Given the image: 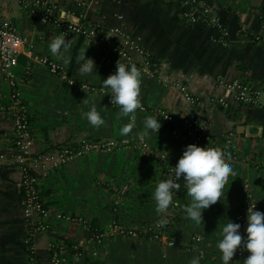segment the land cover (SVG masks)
<instances>
[{"label": "crops", "instance_id": "1", "mask_svg": "<svg viewBox=\"0 0 264 264\" xmlns=\"http://www.w3.org/2000/svg\"><path fill=\"white\" fill-rule=\"evenodd\" d=\"M24 1L0 0V19H11L20 32L27 34L38 55L53 56L49 45L54 37L63 35L71 41V48L65 54L71 56V62L64 65L68 72L80 81L101 86L102 90L68 87L45 66L32 61L25 80L18 85L21 100L30 115L28 149L31 167L41 178L53 179L54 192L47 195L53 200L49 205L63 212L78 213L85 219L84 223H76L52 217L48 229L27 240L20 162L15 158L13 143L10 90L0 74V264H32V261L51 264L49 245L51 241L59 240L67 246L63 264H189L192 258L201 254L200 264H223L222 253L216 247L222 238L219 233L227 223H235L245 185L250 188L259 211L264 212V112L258 106L236 102L223 107L211 97L224 92L216 83L218 77L241 79L256 85L264 83V0H196L197 5H209L220 18L227 31L225 44L213 40L220 32L216 27L182 18L177 0H44L55 5L60 14L66 11V19L96 23L106 35L113 34L112 29L117 28V35L127 39L126 48L133 59L132 63L120 60L122 64L130 68L131 64L151 62L168 71L167 84L161 85L160 80L151 77L141 81L140 100L145 109L136 110L135 132L144 130L146 117L157 119L154 110L162 105L174 111L180 123L183 116L191 115L199 121L204 120L205 124V136L189 142L174 137L168 128V142L165 143L170 158L179 160L189 144L230 154L231 160L226 162L230 163L235 175H230L221 200L203 210V220L198 225L185 217L183 206L190 204L191 198L183 187L184 182L181 183L178 194L179 197L182 193L181 206L176 210L180 219L174 223L179 240L174 238L175 244L169 246L148 237L109 235L99 243L87 242L92 222L94 226H104L114 218L111 202L90 207L75 194H70L69 202L59 196L64 188L69 193L76 192L78 186L77 171L73 172L74 177H67L68 166L97 153L47 170L43 165L58 159L57 146L81 138L118 135L129 119L118 117L119 106L112 105L110 89L103 87V80L116 72L119 59L115 56L107 63L102 62L100 56L104 49L96 48L83 37L62 34L57 24L35 21L27 12ZM81 49H87L86 57L95 62L96 67L90 75H78L76 57ZM27 62V55L20 53L16 67L18 74L23 73ZM178 83L185 85L197 101L190 102ZM84 99H94L105 120L99 129L83 115L91 108V102L85 104ZM158 136L151 137L156 145L160 143ZM48 154L52 156L48 158ZM84 162L90 161L85 159ZM91 162L94 163V157ZM101 174L111 193L110 187L117 185L116 182L108 173ZM83 176L80 174V181H84ZM87 176L80 186L87 183V188L91 184L90 175ZM196 234L201 238L193 239ZM76 250L81 252L77 258ZM238 251L229 264H244L248 253L243 249Z\"/></svg>", "mask_w": 264, "mask_h": 264}, {"label": "built area", "instance_id": "2", "mask_svg": "<svg viewBox=\"0 0 264 264\" xmlns=\"http://www.w3.org/2000/svg\"><path fill=\"white\" fill-rule=\"evenodd\" d=\"M180 7L182 18L188 21H198L207 25H212L219 29L218 36H214L213 40L226 43V29L223 27L220 18L212 12L209 5L196 4V0H177ZM24 6L30 16L40 23H53L57 24L62 34L75 35L77 37H83L88 40L96 48H102L105 50L104 54L100 56L102 62L110 61L111 57L117 56L118 59L132 63L131 51L126 48L128 44L127 39L123 40L117 35L118 29H112L113 34H105L98 27V24L91 23L89 21H83L80 19L69 20L66 19L65 14H60L55 5L49 4L44 0H25ZM255 38H259V35H255ZM121 39V40H120ZM33 43L27 34L19 31L17 25L11 19H0V74L7 83L10 90L11 105L13 119V143L15 147V158L20 162L21 170V186L24 194L25 203V215L27 222V237H30L45 231L51 225L52 217L59 220H66L68 222L84 223L85 219L78 213H67L56 209L51 205L44 204L42 195L39 192L40 176L36 170L31 167L30 151L28 149L29 137L31 135L30 122L28 120V113L26 111V105L22 102L20 93L17 90L18 85L21 84L26 78V74L30 69V62L40 63L47 71L58 78L62 83L68 87L101 91V86H95L86 81H80L70 74L67 68L62 62L53 56L38 55L32 49ZM20 53H24L28 57V62L23 68L22 74L17 73L18 58ZM155 63L144 62L137 66L148 67L147 75H153L157 69L154 67ZM159 67V66H158ZM163 69L162 67H159ZM149 71H151L149 73ZM164 76L160 77L162 84L168 83V71L162 70ZM156 79V78H154ZM217 85H221L224 92L213 94L211 100L219 105L226 107L232 102L243 103L249 105H255L262 109L264 112V83L258 85L249 83L241 79H224L218 77L216 79ZM174 81V79H170ZM180 89L184 92V95L190 102H195V99L187 91L185 85L178 83ZM143 110L145 106L142 104ZM155 116L162 117L167 120H178L174 111L169 110L165 106H157L154 110ZM201 123V127L200 126ZM205 124L204 120H197L195 117L189 115L181 119V124H176L170 128V133L179 138L181 141L189 142L196 141L205 136ZM136 152L141 156L154 158L159 164H164L165 180L170 176H174V167L178 160L170 158L165 150L160 149L158 145L154 144L149 137H146L143 141L136 135L134 136H103L97 138H81L73 142H67L65 144H59L57 146L58 159L54 162L43 165L46 169L52 168L57 164H63L65 162L74 160L78 157L89 153H122V152ZM48 158L52 154L47 155ZM183 181H179L181 184ZM128 185L125 183L121 186L111 185V193L117 196L116 199L122 197ZM178 192H173V205H170L169 209L165 213L157 215V219L153 222L143 224L139 227H129L121 224L115 217L104 226L90 227L91 231L87 235V242L99 243L104 236H122L128 238L144 237L156 241L157 243L166 245H174L175 241L167 236L163 227L157 228L155 225L160 219H167L171 217L177 210L175 204L179 203ZM115 204V205H114ZM113 209L115 210L119 203H114ZM250 206L255 207V210L259 211L258 205L254 201V198L250 192V188L247 185L244 186V190L241 198V209L235 215V223L241 225L240 234L247 237V213ZM112 209V210H113ZM201 236L196 234L193 239L198 240ZM50 261L51 264H63L66 260L67 249L66 243L62 240L51 241L50 245ZM239 252V251H238ZM75 257H79L81 252L76 250L74 252ZM32 264H37L32 261Z\"/></svg>", "mask_w": 264, "mask_h": 264}, {"label": "clouds", "instance_id": "3", "mask_svg": "<svg viewBox=\"0 0 264 264\" xmlns=\"http://www.w3.org/2000/svg\"><path fill=\"white\" fill-rule=\"evenodd\" d=\"M61 15H64L61 12ZM71 48V41L63 35L56 36L49 45L53 56L62 60L67 66L71 62V56L65 55ZM86 50L81 49L76 57L78 75H90L96 65L92 58L86 57ZM83 62V63H81ZM141 73L135 64L126 66L116 63V72L103 80V87L110 89L112 105L119 106L118 117H130V122L120 129V135L127 136L135 126L136 110H143L140 100ZM85 104L91 102V108L83 113L88 122L99 129L105 124V120L97 110L94 99H84ZM167 119V118H166ZM201 126V123H200ZM202 127V126H201ZM161 123L155 117L148 116L144 120V130L137 133L141 141L151 132H159ZM203 128V127H202ZM231 156L219 149L189 144L174 167V176L170 175L166 180L160 181L152 198L156 202L157 214L165 213L170 205H173V192L181 190L179 181H183V187L191 198V203L183 206L185 217L197 225L203 220L202 212L221 200L223 189L230 177L235 175L230 163ZM175 206L180 207L177 202ZM167 219H160L156 227H164ZM241 225L229 222L222 227L216 247L222 253L223 264H229L238 250L243 249L248 253L244 264H264V212L255 210L250 206L247 213V237L240 234ZM200 257H194L189 264H200Z\"/></svg>", "mask_w": 264, "mask_h": 264}, {"label": "trees", "instance_id": "4", "mask_svg": "<svg viewBox=\"0 0 264 264\" xmlns=\"http://www.w3.org/2000/svg\"><path fill=\"white\" fill-rule=\"evenodd\" d=\"M28 120L30 122L29 114H28ZM157 120L158 122L161 123L160 131L162 132L163 131L167 132L168 128H172L176 124H181L178 120H167L162 117H157ZM129 122L130 120L127 119V122L125 124ZM30 125H31V122H30ZM137 133L139 132H135L133 128L132 132L129 133L128 135L134 136ZM115 136H120V134L115 135ZM87 138H91V137H87ZM97 156L101 157L100 158L101 166H97L96 169L98 171H103L105 173H108L112 177V179L116 182V184H120L127 178L135 179L136 177H139L140 172L138 173L137 170L139 169L140 166H143L141 168V170H143V173L141 174L142 180L148 173L150 174V170H154L153 164L151 163V160H149V157L141 156L138 153L133 152V151L113 153V154L97 153ZM126 171H127V174H125ZM160 172L162 171L160 170ZM160 176H161L160 179L162 180L165 179L164 174L162 175L160 173ZM151 179L152 181H149V182H147L146 180H143L141 182L133 181L132 184L129 183L130 184L129 189L125 192L126 196L130 197L128 199V202H124L121 205H118L115 210L113 209L114 205L110 203L111 209H113V216L124 226L130 227V225L132 224H134L135 226H140L143 223L152 222L157 217V212L155 209L156 202L152 198V193H154L157 184L162 180L159 179V181L155 182L154 179L156 180V175H154ZM51 184H53V179H51V177L46 178L45 176V177L40 178V183L38 185L39 192L42 195L44 204L46 205H49L53 202L52 199H49L47 197V195L50 192H54V187ZM67 191H66V188L62 190L61 194L63 195V197H65L63 193L67 194ZM181 194L182 193H180L178 197L180 198V202H181V197H182ZM66 200H68L69 202L70 195L67 196ZM65 210H67V208ZM179 219L180 217L177 211L174 217L170 218L168 220L167 225L163 227L167 236L173 240L174 238L176 240H179V238L175 235L176 227L174 225V223L178 222ZM91 225L94 226V223L92 222ZM144 237H147V236H144Z\"/></svg>", "mask_w": 264, "mask_h": 264}, {"label": "rangeland", "instance_id": "5", "mask_svg": "<svg viewBox=\"0 0 264 264\" xmlns=\"http://www.w3.org/2000/svg\"><path fill=\"white\" fill-rule=\"evenodd\" d=\"M110 63V62H109ZM154 67H156V69H157V71L156 72H153V75L151 76V75H147L146 73L148 72L147 70H148V67H140V73H141V77H140V80L142 81V80H149V77H151L152 79L153 78H156L158 81H159V79H160V77H162V76H164V74H163V72H162V70L158 67V65H154ZM151 71H149V73H150ZM144 74H146L147 76H145ZM148 83V82H147ZM158 85H160V84H158ZM161 85H162V83H161ZM164 86V85H163ZM129 119H130V117H129ZM160 131V130H159ZM159 135L158 137V139H159V145H158V147H160V149H163V150H165V152L167 153V155H168V145H166V143H165V141H167L168 142V132H166V131H160V132H152V134L150 133V135L149 136H155V135ZM148 136V137H149ZM151 137H149V139L151 140ZM179 139V138H178ZM180 140V139H179ZM126 154V153H125ZM94 157V163L93 162H91V159ZM100 158L101 157H99V156H97V155H89V156H85V157H82L81 159H79L77 162H76V164H73V165H70V166H68V173H67V177H71L72 176V174H73V172L74 171H77L76 172V174H77V176H75L76 177V181H77V183H78V186L76 187L77 189H76V192H73V190H72V192L71 191H69V193L67 192V194H65V193H63L64 194V196L65 197H63V195L61 194V195H59L61 198H63V199H66L67 198V196H69L70 194H75L76 196H78L80 199H82L83 200V204H85V205H91L90 207H94L95 205H100V204H105V203H107L108 202V200H109V202H111V204H114V203H119V205H121L122 203H124V202H128V200H127V198L129 199L130 197H127L126 196V193L122 196V197H120L119 199H116L117 198V196L116 195H114L113 193H110V191L109 190H107V187H106V185H104V183H105V179L104 178H102L101 177V173H103V172H101V171H98L97 169L95 170V168H96V165L97 166H101V162H100ZM85 159H89V161L90 162H84V160ZM149 160H151V163L153 164V168H154V170H150V174L148 173L145 177H144V179L143 180H146L147 182H149V181H152V177L154 176V175H156V180L154 179V181L156 182V181H159V179H160V173L163 175L164 174V169H162V166H164V164H159L154 158H150L149 157ZM71 164V163H70ZM96 164V165H95ZM142 165V164H141ZM143 165H144V163H143ZM92 167V168H91ZM143 166H140L139 167V169L137 170L138 171V173L140 172V176L139 177H136L135 179H131V178H127V179H125L123 182H121L120 184H117V186H121V185H123V184H127L128 185V187H127V190L129 189V186H130V184H132L133 183V181H139V182H141V181H143L141 178V174L143 173V170H141V168H142ZM125 168V167H124ZM160 170L163 172H160ZM145 171V170H144ZM85 173V174H84ZM80 174H83L84 176H83V178H84V181H85V177L88 175H90V177L89 178H91V184L90 185H87L88 187L86 188V184L87 183H85V185H84V187L83 186H80L79 184H83L84 183V181L81 179V181H80ZM125 174H127V171L125 172ZM87 176V177H88ZM72 177H74V176H72ZM89 178H87V181H88V179ZM119 179V178H118ZM79 180V181H78ZM160 180H162V179H160ZM165 180V179H164ZM146 182V183H147ZM130 183V184H129ZM81 187H83V188H81ZM126 190V191H127ZM68 200H66V202H67ZM94 205V206H93ZM115 205V204H114ZM156 209V208H155Z\"/></svg>", "mask_w": 264, "mask_h": 264}]
</instances>
